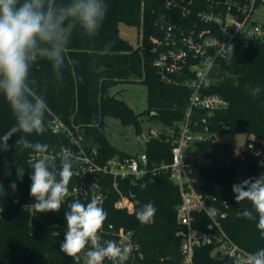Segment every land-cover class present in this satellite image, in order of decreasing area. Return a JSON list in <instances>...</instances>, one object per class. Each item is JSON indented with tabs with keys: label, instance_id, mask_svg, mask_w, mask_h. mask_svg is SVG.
Instances as JSON below:
<instances>
[{
	"label": "trees",
	"instance_id": "16d2710c",
	"mask_svg": "<svg viewBox=\"0 0 264 264\" xmlns=\"http://www.w3.org/2000/svg\"><path fill=\"white\" fill-rule=\"evenodd\" d=\"M169 1L173 0H105L107 13L95 37L89 38L82 30H74L66 58L76 63L66 62L59 79L46 59L41 58L32 65L28 82L48 105L47 131L43 135L33 134L28 139L48 144V154L55 158L57 168L62 159L60 154L68 148L76 150V146L67 134L54 132L55 119L64 123L74 137L81 136L88 141L85 150L91 155L92 149H96L100 164L117 156L130 157L108 140L107 117L119 120L123 125H134L137 135L141 134V116L160 120L167 127L184 119L191 92L183 85L161 80L154 65L157 54L152 52L151 38H162L173 22L185 29L194 24L199 29L208 28V24L199 20L198 13L212 10L210 5L220 0H194L192 13L186 16L180 8H168ZM121 24L138 28L136 47L121 36ZM233 69H238L236 75ZM133 80H141L148 86V106L142 114H136L123 100L109 94L119 82ZM256 87L260 92L254 97L251 90ZM202 92L220 95L230 105L225 110H203L194 114V119L200 122L196 130L211 135L206 140L194 142L195 148L191 147L186 153L194 186L201 194L228 202L224 229L236 244L253 253L264 248V237L256 228L258 217L256 220L243 217V211L252 210V205L248 201L237 203L232 186L246 179L240 178L241 174L247 179L264 175V167L258 164L260 158L254 152L236 153L231 143L212 141L211 138L229 132L254 135L264 141V42L252 41L243 50L233 51V55L222 63L220 75L214 76ZM15 123L11 108L0 93V135ZM18 135L8 141L10 148L7 151L0 148V211L3 209L0 212V264H75L71 257L60 251L65 235L58 237L56 227L66 223L65 213L73 200L78 199L86 205L91 199L70 197L58 212H33L31 207L35 198L30 195V175L34 170L30 166L38 157L30 149L16 148ZM146 145L151 164L172 162L171 139L164 135L152 137ZM247 145L248 141L241 149ZM79 165L74 159V175L68 188L81 179L76 173ZM16 167L24 168L22 181L17 178ZM108 181L106 179L103 184ZM13 182L17 185L15 191L10 187ZM128 189L133 195L134 212L116 210L114 196L106 193L103 201L98 202L107 213L105 223L134 233L145 255V264L179 263L182 257L181 241L177 236V208L181 204L179 188L167 174H162L147 177L144 184L128 185ZM146 203H152L156 213L152 223L141 224L135 211ZM197 255L203 259L199 264H224L210 258V249L198 250Z\"/></svg>",
	"mask_w": 264,
	"mask_h": 264
},
{
	"label": "built area",
	"instance_id": "2783aa9c",
	"mask_svg": "<svg viewBox=\"0 0 264 264\" xmlns=\"http://www.w3.org/2000/svg\"><path fill=\"white\" fill-rule=\"evenodd\" d=\"M169 1L168 8H180L183 16L192 13L194 0ZM212 10L201 11L198 18L209 25L199 29L196 24L185 29L176 22L170 23L162 38L153 37L152 52L157 54L155 67L162 81L169 84L185 86L190 92V101L184 119L164 135L173 143L172 162L169 164H151L147 153L130 155L127 158L113 157L104 164L97 162L96 149L90 155L85 150L83 138L74 137L72 131L58 119L53 121L56 133H65L76 146V150L65 149L61 155L71 154L80 163L76 173L81 178L72 188H68L70 197L90 198L102 202L107 194L114 196V208L132 214L135 210L133 195L128 185L145 183L147 177L167 174L170 180L179 188L181 204L177 208L179 231L177 236L181 241L182 257L177 264H199L203 261L197 255L198 250L210 249V258L224 264H241V260L249 251L236 244L224 229V220L228 217L229 204L219 202L215 197L201 194L195 189V180L191 176V163L186 159V153L196 141H203L206 133L199 132L196 127L199 121L194 119L198 111L215 112L225 110L230 103L224 97L213 94L205 95L204 80L211 82L214 76L221 73L222 63L229 57L225 47L233 45V51L243 50L252 41L264 42V23L260 24L256 16L264 14V0H220L210 5ZM220 8V9H219ZM205 123V120H202ZM254 152L260 158V166H264V141L250 135L247 147L241 149ZM53 158V156L51 157ZM108 179L107 184H103ZM214 208V215L208 214V209ZM33 212H36L31 207ZM3 209H1L2 213ZM67 229L64 223L56 227V235L63 237ZM101 242L115 241L117 244L131 243L133 252L125 264H145V255L133 232L117 229L113 224L104 222L100 233ZM226 251L234 255L227 256ZM76 264V262H75ZM80 264H84L83 258ZM104 264H112L105 260Z\"/></svg>",
	"mask_w": 264,
	"mask_h": 264
},
{
	"label": "clouds",
	"instance_id": "9594fccd",
	"mask_svg": "<svg viewBox=\"0 0 264 264\" xmlns=\"http://www.w3.org/2000/svg\"><path fill=\"white\" fill-rule=\"evenodd\" d=\"M105 0H0V93L6 98L15 118V125L0 135V148L7 151L8 141L18 135L16 148L30 149L37 154L31 163L34 170L30 175V195L35 198L32 207L37 213L58 212L68 196V185L74 175V157H62L59 168L55 158L49 156V145L32 142L28 137L43 135L46 131L45 116L48 105L42 95L29 84L32 65L39 59H46L59 79L66 62V52L74 30H82L89 38L95 37L107 13ZM233 45L225 47L233 55ZM207 86L209 81L204 80ZM260 92L251 90L255 97ZM8 173H6L7 175ZM17 178L22 181L24 168L16 167ZM16 190V183L10 185ZM237 203L248 201L252 210L242 215L258 222L256 228L264 237V175L251 177L232 186ZM216 209L209 208L214 215ZM156 208L146 203L135 211L141 224L154 220ZM255 213V215H254ZM107 213L98 201L81 203L73 200L65 213L67 229L60 251L71 257L76 264L83 258L84 264H125L133 252L129 243L115 241L101 242V231ZM232 257L231 251H226ZM241 264H264V248L248 253Z\"/></svg>",
	"mask_w": 264,
	"mask_h": 264
},
{
	"label": "rangeland",
	"instance_id": "374dc122",
	"mask_svg": "<svg viewBox=\"0 0 264 264\" xmlns=\"http://www.w3.org/2000/svg\"><path fill=\"white\" fill-rule=\"evenodd\" d=\"M255 19L260 24L264 23V14L256 16ZM121 36L128 41L133 47H136L139 41V31L136 27H130L126 24L120 25ZM109 94L120 100H123L128 106L134 110L136 114H142L146 111L148 106V86L142 83L141 80L133 81H122L114 85L110 90ZM106 121V135L112 145L118 149L130 154V155H141L146 153L147 145L146 142L141 140V137H145L146 141L152 138V133L160 135L168 131V127L165 126L160 120H149L147 116L140 117L141 134L137 135L136 128L134 125H123L119 120L112 117H107ZM204 139H208L211 135H204ZM216 140L219 142L231 143L234 151L240 153L241 148L246 144L249 139V135L245 133H229L224 132L219 134ZM82 145H89L88 141H83ZM192 148H195L191 145ZM190 147V148H191ZM260 161V160H259ZM260 162H258L259 164ZM264 167V166H262ZM247 176L244 174L240 175V178Z\"/></svg>",
	"mask_w": 264,
	"mask_h": 264
},
{
	"label": "water",
	"instance_id": "95a60500",
	"mask_svg": "<svg viewBox=\"0 0 264 264\" xmlns=\"http://www.w3.org/2000/svg\"><path fill=\"white\" fill-rule=\"evenodd\" d=\"M232 71H233V74H234V75H236V74L238 73V69H233ZM141 140L144 141V142H146V139H145V137H143V136L141 137ZM211 140H212V141H215V140H216V137L213 136V137L211 138Z\"/></svg>",
	"mask_w": 264,
	"mask_h": 264
}]
</instances>
